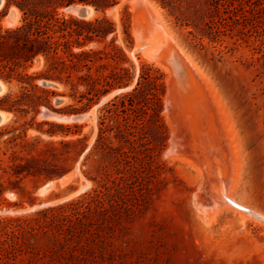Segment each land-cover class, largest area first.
<instances>
[{
	"label": "rangeland",
	"instance_id": "1",
	"mask_svg": "<svg viewBox=\"0 0 264 264\" xmlns=\"http://www.w3.org/2000/svg\"><path fill=\"white\" fill-rule=\"evenodd\" d=\"M101 1L110 7L98 11L92 4L73 0L68 5L65 2V6L58 11L67 17L85 20L106 18L113 22L115 32L103 40L90 42L83 49H122L123 53H119L120 66L129 68L133 78L129 86L116 87L105 94H88L84 85L76 89L59 83H56L57 88L46 87L56 92L55 96H50L54 109L46 108L60 116V120L40 117L45 106H40L38 113L33 109L24 113L0 110L10 115L9 121L0 128L15 126L20 131L26 130L30 145L27 151L30 154L24 153L26 157L43 158L50 168L69 170L52 180L31 176L21 183L22 191L9 190L0 197V264H264V76L258 75L257 66L253 64L256 42L251 36L250 24L243 20L248 15L244 0H222L221 5H224L219 10L216 8L217 0H149L162 14L158 22L168 32L166 37L181 54L183 52V57L188 59V64L195 69L190 66L200 80L195 86L197 103L193 106L197 107L196 110L186 103L190 97L186 98L183 110L173 94H169L171 72L166 61L162 60L165 59V49L161 47L160 52L156 51L155 29L158 26L146 9L137 0ZM1 5L0 26L10 28L19 25L22 12L17 6H8V0H3ZM76 7H90L94 12L87 18H81L70 11V8ZM13 9H17L19 15L15 14L14 25L10 26L7 22ZM141 20L152 21L143 23ZM75 51L78 49L75 48ZM42 67L43 61L37 59L32 66L19 72L33 75ZM143 67H151L163 75L165 94L162 96L160 117L151 118L137 112L138 109H130L119 118L132 130L140 128L143 121L147 123L143 142L123 144L126 150L133 153L128 159L130 166L123 163L121 168L129 183L130 172H134L133 184L130 183L133 192L128 197L140 205L127 212L117 226L107 228L106 232L100 231L97 224H92L94 226L87 227L86 231L81 227L78 233L67 234L65 241V233L58 234L53 227L47 226L45 215L41 212L68 208L98 187L102 166L109 165L113 169V160H104L102 152L93 149L99 136L101 117L111 115L108 109H121V101L117 97L133 92ZM6 83V94L19 93L20 85L16 80ZM36 83L42 86L40 80ZM57 99L61 101L57 102ZM179 108L181 110L177 111ZM184 111H198L197 118H206L198 121L202 123L205 139L209 141L207 146L211 144V147L213 143L218 146L211 148L220 151L218 156L224 158L231 170L233 196L238 203L250 209L251 214L233 205H222L223 208L219 205L218 185L214 184V176L200 171L203 166L202 159L197 160L200 157L197 154L199 148H196L197 144L192 142L189 133L187 138L191 142L186 148L181 146L170 152L172 135L177 136L178 133L175 129H182L187 134L189 125H185L184 119V124L180 121L184 118L181 114ZM165 112L179 123L176 128L172 127ZM201 112H204L203 116ZM79 114H87L86 119H71ZM112 116L110 124L114 126L117 124L116 117ZM174 116L180 118L179 121ZM210 117L214 123L209 125L210 121L205 120ZM44 120L61 126L42 124ZM162 130L165 134H161ZM48 131H56V134ZM85 136L87 149L78 159L77 153L84 143L71 148L70 154L59 153L58 157L47 151L52 144L61 149V141ZM111 136L114 137V133ZM118 145L119 142L113 140V146ZM70 175L67 182L60 183L61 179ZM53 182L49 191L41 193L45 185Z\"/></svg>",
	"mask_w": 264,
	"mask_h": 264
},
{
	"label": "trees",
	"instance_id": "2",
	"mask_svg": "<svg viewBox=\"0 0 264 264\" xmlns=\"http://www.w3.org/2000/svg\"><path fill=\"white\" fill-rule=\"evenodd\" d=\"M82 1L92 4L98 11H105L110 7L101 0ZM65 2L68 5L73 0H8V6L14 4L22 12V19L15 27L0 26V78L10 83L16 80L20 90L19 93L10 92L0 97V110L24 113L33 109L38 113L40 106L54 109L50 96H55L56 92L39 86L36 83L38 80L69 84L72 89L84 85L88 89V94H105L113 88L130 85L133 78L131 70L120 66L119 53H123L122 49L116 47L103 50L83 49L90 42L103 40L115 32L114 23L106 18L85 20L62 15L58 10L65 6ZM244 2L249 16L246 15L243 20L250 24L251 36L256 42L253 64L257 66L258 75L264 76V0ZM221 4L222 0L216 1L218 10L224 5ZM75 48L78 51H75ZM37 59L43 61V67L39 72L33 75L19 72L20 69L32 66ZM105 60L107 62L103 63ZM164 94L163 75L151 67H143L133 92L117 97L121 101V109L119 107L115 110L108 109L111 115L105 114L101 117L99 136L93 149L102 152L104 160L111 158L113 169L109 165L102 166L98 187L68 208L41 212L45 215L47 226L53 227L57 233H65L63 235L65 241L68 235L78 233L81 227L86 231L87 227L97 224L100 231L106 232L107 228L117 226L127 212L139 207V203L128 197L133 192L130 190V183L134 172H130V183L125 175H122V164L125 163L129 167L128 159L130 154H133L132 151L126 150L123 144L143 142L146 138L144 131L147 123L143 121L140 128L132 130L119 118L130 109L134 111L138 109L137 112L150 115L151 118L160 117ZM112 115L116 117L117 124L114 126L110 124ZM42 124L51 127L61 126L48 120H44ZM159 127L163 129L162 125ZM48 132L56 134V131ZM113 133L114 137L111 136ZM161 134H165L163 130ZM5 136L8 137L4 139ZM26 138V130L20 131L19 127L0 128V197L9 190L22 191L21 183L31 176L52 180L69 171L50 168L46 164L47 160L43 158L26 157L24 153L30 154L27 152L30 145ZM113 140H117L119 145L114 147ZM86 141V136L61 141V149L52 144L47 151L58 157L59 153L70 154L71 148L84 143L77 153L78 159L87 149ZM88 158L89 156L86 160Z\"/></svg>",
	"mask_w": 264,
	"mask_h": 264
},
{
	"label": "bare ground",
	"instance_id": "3",
	"mask_svg": "<svg viewBox=\"0 0 264 264\" xmlns=\"http://www.w3.org/2000/svg\"><path fill=\"white\" fill-rule=\"evenodd\" d=\"M138 1V3H139V5L142 7V8H144V9H146V11L149 13V15L154 19L153 21H156V24H157V26L158 27H156V29L155 30H157V32H156V37H155V39H156V43H154V44H157L156 45V51H158V52H160L159 50L161 49V47H162V49H165V52H163V53H165L166 55H165V59L163 58L162 60H165L166 61V64H167V67H168V69L170 70V72L171 73H169V74H171V81H170V84H171V91H170V93L169 94H173V96H174V98H175V101L179 104V106H180V108L183 106V104H185V101H186V98L188 97H190L191 99H187V102L186 103H188L189 105H191V106H193V105H195L196 103H197V100L195 99V95H196V89H195V86H197L198 85V80H199V78L197 79L196 77L197 76H195V73L193 72V70H192V66L191 65H189L188 64V59L186 60L184 57H183V52H182V54H181V52L178 50V48L176 47V45L169 39V38H167L166 37V34L168 33L166 30H164L163 28H161V26H160V24H159V22H158V20H161L162 18H161V15L162 14H160V11L158 10V8L155 6V4H153L151 1H149V0H137ZM2 6V5H1ZM136 7V6H135ZM134 7V8H135ZM140 8V7H139ZM141 9V8H140ZM12 12H14L15 14H17V15H19L18 13V10L17 9H13L12 10ZM94 11H92V9H91V14L93 13ZM90 14V15H91ZM143 16V15H142ZM134 17H136L135 15H134ZM151 17L148 19V20H150L151 19ZM163 17V16H162ZM17 18H18V16H17ZM143 17H141V19H142ZM146 18H148V15H147V17ZM135 19V18H134ZM143 19H145V16H144V18ZM141 21H143V23H148V22H151V21H148V22H144V20H141ZM134 22H135V20H134ZM161 22V21H160ZM10 26L11 25H14L13 23H9V22H7ZM140 23V22H139ZM154 23V22H153ZM136 24V23H135ZM150 24V23H149ZM164 24V23H163ZM143 25H145V24H143ZM147 25V24H146ZM152 25V24H151ZM134 26V25H133ZM138 26H140V28H141V23H140V25H138ZM154 26V25H153ZM146 27V26H145ZM152 27V26H151ZM162 27H163V25H162ZM164 27H165V25H164ZM139 28V27H138ZM150 28V27H149ZM168 29V28H167ZM139 31V30H138ZM151 31V30H150ZM135 32V31H134ZM141 32H143V31H141ZM145 32V31H144ZM147 32V31H146ZM138 33V32H137ZM166 33V34H165ZM147 34V33H146ZM145 34V35H146ZM171 34V33H170ZM144 35V36H145ZM150 36V35H149ZM172 38V37H171ZM138 39V38H137ZM147 39H148V37H147ZM151 39V38H150ZM154 39V38H153ZM139 40V39H138ZM174 40V39H173ZM145 41V40H144ZM143 40H141L140 42H144ZM146 42V41H145ZM177 43V42H176ZM151 47V46H150ZM180 48V47H179ZM152 49H153V47H152ZM151 50V49H150ZM149 50V51H150ZM180 50H181V48H180ZM162 51H164V50H162ZM153 53V52H152ZM151 54V53H150ZM157 55V54H156ZM161 55V54H160ZM187 55V54H186ZM163 56V55H162ZM150 58H151V56H150ZM156 58H158V57H156ZM155 59V58H154ZM190 61V60H189ZM191 62V61H190ZM162 65V64H161ZM166 66V65H165ZM192 68H191V67ZM193 66H194V64H193ZM196 67V66H195ZM165 68V67H164ZM168 69H166V70H168ZM194 69V68H193ZM197 69V68H196ZM195 70V69H194ZM200 73V72H199ZM200 81V80H199ZM203 89V88H202ZM210 90H211V88H210ZM203 93H204V91H203ZM206 93H207V91H206ZM209 93V92H208ZM212 92H210V94H211ZM169 96V95H168ZM167 96V97H168ZM206 96V95H205ZM210 97H212L211 95H210ZM170 98V97H169ZM208 98V97H207ZM167 101H168V99H167ZM207 101H210V100H207ZM212 101V100H211ZM170 102V101H169ZM216 102V101H215ZM209 103V102H208ZM208 105V104H207ZM206 105V106H207ZM211 105V104H210ZM214 105V104H213ZM172 106V105H171ZM178 106V107H179ZM177 107V108H178ZM190 107V106H189ZM189 107H187V108H189ZM199 107H200V105H199ZM202 107H203V105H202ZM201 107V108H202ZM209 107H212V106H209ZM214 107V106H213ZM212 107V108H213ZM173 108V107H172ZM177 109V111H179V110H181V109ZM183 108V107H182ZM186 108V109H187ZM193 108H195V110H196V108L197 107H194L193 106ZM205 108V107H204ZM211 108V109H212ZM165 109H166V107H165ZM213 109H215V108H213ZM168 110V109H167ZM183 110H184V108H183ZM200 110V109H199ZM203 110V109H202ZM207 109H205L204 111H206ZM169 111V110H168ZM176 112V111H175ZM196 112H198V111H196ZM194 113V111L192 112H189V111H184V113H181V114H183L182 116L184 117V118H182V119H180V118H178V117H175L176 115H177V113H176V115L174 116L175 118H177V120L178 119H180V121L182 120V123H183V119L186 121V123H185V125L187 126V125H189L188 126V131H187V134H186V132H184V130L183 131H181L180 129V131H178L177 130V128H176V124H179V123H176L175 122V120L176 119H173L171 116H169L168 114H167V112H165L169 117V122H171V124H172V127L173 128H176L175 129V131H177L178 133H176L177 134V136H174V135H172V139H171V143H170V145L172 144V147H171V150H170V152H172V150L173 149H175V148H177L178 147V149H180L181 148V146H183V147H185L186 145H188L189 143L188 142H191V141H189V138H187V136L190 134L191 135V140H192V142L194 141V143H196L197 144V147L196 148H199L197 151L199 152V153H197V154H200V157L198 156L197 157V160L199 159H202L201 160V166H203L202 167V169L200 170V171H207L208 172V175L210 176V177H212V176H214V184L215 185H218L217 186V189H216V193H217V199H218V202L220 203L219 205H226V206H230V205H233V206H235L236 208L238 207V208H240L241 210H243V211H246V212H249L250 214L252 213L251 212V210L250 209H247V208H245L244 206H242V204H240V203H238L236 200H235V198H234V196H233V193H232V188H233V183H232V178H233V176H232V174H231V170L229 171V166L227 167V162H225L224 161V158H222V157H219L218 156V154H219V152H218V150H215V148H211L212 146H216V144L215 143H213V145L210 147V143L213 141L212 139H211V142L209 143L210 145L209 146H207V144H208V142L209 141H207V139H205V135H204V131L202 130V123L200 122L202 119H206V118H203L204 116L202 115L203 113L201 112V115L203 116V117H199V118H197V116H198V114L197 113ZM170 113H171V110H170ZM214 113H215V111H214ZM179 115V114H178ZM177 115V116H178ZM200 115V116H201ZM217 115V117H218V114H216ZM220 115V114H219ZM213 116H214V114H213ZM181 117V116H180ZM216 117V116H215ZM197 118V119H196ZM211 118V117H210ZM72 120H73V118H71ZM71 119H69V121H71ZM212 119V120H211ZM211 119H209V120H205V121H210L209 122V125L210 124H212L211 122H213V118H211ZM215 119V118H214ZM217 119H219V117L217 118ZM52 120H53V118H52ZM58 120V119H57ZM64 121H65V119H63ZM198 120H200V121H198ZM62 121V120H61ZM66 121H68V120H66ZM179 121V120H178ZM205 121H204V123H205ZM215 121H216V119H215ZM218 122V121H217ZM214 123V122H213ZM184 124V123H183ZM218 124H219V122H218ZM217 124V125H218ZM204 125V124H203ZM206 125V124H205ZM215 125H216V123H215ZM214 125V126H215ZM180 126V125H179ZM186 126H185V128H186ZM219 126H220V124H219ZM218 126V128H220ZM225 127V126H224ZM183 128V127H182ZM212 129H214L215 130V128H212ZM220 129H223V128H220ZM227 129V128H226ZM187 130V129H186ZM185 130V131H186ZM206 130V129H205ZM207 130H210V129H207ZM218 130V129H217ZM230 130V129H229ZM212 131V130H211ZM213 132V131H212ZM189 133V134H188ZM206 133V132H205ZM215 133V132H214ZM217 133V132H216ZM227 133V132H226ZM186 134V135H185ZM218 134H219V132H218ZM225 134V133H224ZM229 134H231V133H229ZM213 135V134H212ZM223 135V134H222ZM226 135V134H225ZM207 136H208V134H207ZM210 136V135H209ZM208 136V137H209ZM214 136V135H213ZM212 136V137H213ZM219 138H220V135H217ZM224 136V135H223ZM231 136H232V134H231ZM216 137V136H215ZM217 137V138H218ZM222 137V136H221ZM209 139V138H208ZM223 139H224V137H223ZM229 139V138H228ZM227 139V140H228ZM215 140H216V138H215ZM220 141H221V139H220ZM219 141V142H220ZM224 142V141H223ZM232 142V141H231ZM218 144V143H217ZM180 147H179V146ZM224 145V144H223ZM214 146V147H215ZM225 146V145H224ZM234 146V145H233ZM217 148H218V146H216ZM186 148V147H185ZM213 149V150H212ZM220 150V149H219ZM227 150V149H226ZM175 151V150H174ZM185 151V150H184ZM232 151V150H231ZM191 152V151H190ZM227 152V151H226ZM229 152V151H228ZM176 153V152H175ZM194 153V152H193ZM230 153V152H229ZM234 153V152H233ZM235 154V153H234ZM195 156H196V154H194ZM235 155H237V154H235ZM234 155V156H235ZM233 156V157H234ZM180 158V157H179ZM181 158H183V156L181 157ZM234 158H236V156L234 157ZM239 159V158H238ZM237 159V160H238ZM199 160H198V162H199ZM233 160V159H232ZM238 164V163H237ZM233 165H235V164H232V166ZM199 167V166H198ZM231 167V166H230ZM237 168H238V166H237ZM231 169V168H230ZM234 171L236 170L235 168L233 169ZM237 171V170H236ZM72 175H70V176H66V177H64L63 179H61L60 180V183H62V184H64L65 182H67L69 179H70V177H71ZM207 176V175H206ZM206 176H205V178H206ZM234 177H235V175H234ZM207 179V178H206ZM205 179V180H206ZM235 181V180H234ZM209 182V181H208ZM53 184H54V182L52 183V184H49L47 187H45V188H43L42 189V191H41V193H46L47 191H49L50 189H51V187L53 186ZM212 186V185H211ZM235 189V188H234ZM234 191V190H233ZM196 200H197V198H195ZM197 202V201H196ZM217 202V203H218ZM198 204H199V202H198ZM195 205H197V204H195ZM215 207V206H214ZM231 207V206H230ZM222 208H223V206H222ZM221 210V209H220ZM211 211V210H210ZM212 212V211H211ZM241 214H242V212H241ZM245 214V213H244ZM243 214V215H244ZM247 215V214H246ZM249 215V214H248ZM251 217V216H250ZM256 218V217H255Z\"/></svg>",
	"mask_w": 264,
	"mask_h": 264
},
{
	"label": "water",
	"instance_id": "4",
	"mask_svg": "<svg viewBox=\"0 0 264 264\" xmlns=\"http://www.w3.org/2000/svg\"><path fill=\"white\" fill-rule=\"evenodd\" d=\"M3 3V0H0V5ZM70 11H72L74 14L81 18H87L91 14V8L90 7H76V8H70ZM16 19V15L14 12L11 11L9 14V22L13 23ZM40 84L44 87H55L57 88L58 85L55 82L49 81V80H42L40 81ZM8 91V85L5 80L0 78V96H3ZM61 99H57V102H60ZM40 117L44 119H61L60 116L55 114L53 111H51L48 108H42L40 112ZM87 114H79L73 117V120L75 121H81L86 119ZM10 115L6 112L0 111V127L3 126L7 121H9ZM49 185V184H48ZM48 185H45L47 187Z\"/></svg>",
	"mask_w": 264,
	"mask_h": 264
}]
</instances>
